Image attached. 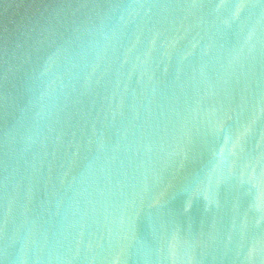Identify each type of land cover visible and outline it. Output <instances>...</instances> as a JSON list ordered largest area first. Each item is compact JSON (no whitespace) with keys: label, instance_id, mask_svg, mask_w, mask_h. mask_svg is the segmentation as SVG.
Listing matches in <instances>:
<instances>
[{"label":"water","instance_id":"95a60500","mask_svg":"<svg viewBox=\"0 0 264 264\" xmlns=\"http://www.w3.org/2000/svg\"><path fill=\"white\" fill-rule=\"evenodd\" d=\"M0 264H264V0H0Z\"/></svg>","mask_w":264,"mask_h":264}]
</instances>
